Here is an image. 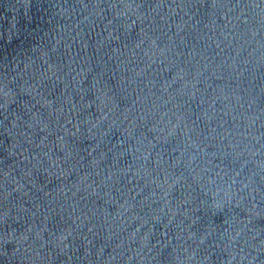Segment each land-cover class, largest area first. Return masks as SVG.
<instances>
[{
  "label": "water",
  "instance_id": "obj_1",
  "mask_svg": "<svg viewBox=\"0 0 264 264\" xmlns=\"http://www.w3.org/2000/svg\"><path fill=\"white\" fill-rule=\"evenodd\" d=\"M0 264H264V0H0Z\"/></svg>",
  "mask_w": 264,
  "mask_h": 264
}]
</instances>
